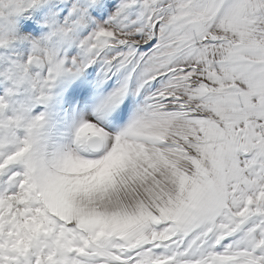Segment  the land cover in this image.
I'll return each mask as SVG.
<instances>
[{
  "label": "snow or ice",
  "instance_id": "obj_1",
  "mask_svg": "<svg viewBox=\"0 0 264 264\" xmlns=\"http://www.w3.org/2000/svg\"><path fill=\"white\" fill-rule=\"evenodd\" d=\"M0 264H264V0H0Z\"/></svg>",
  "mask_w": 264,
  "mask_h": 264
}]
</instances>
